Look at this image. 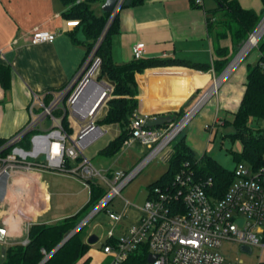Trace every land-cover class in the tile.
Segmentation results:
<instances>
[{"label": "built area", "instance_id": "built-area-1", "mask_svg": "<svg viewBox=\"0 0 264 264\" xmlns=\"http://www.w3.org/2000/svg\"><path fill=\"white\" fill-rule=\"evenodd\" d=\"M125 1L117 0L101 35L74 76L57 90L34 93L29 121L0 142V204L9 196L27 195L31 174L35 169L46 168L76 176L90 189L92 182L107 186V194L91 210L95 214L121 194L123 187L177 136L196 112L188 111L178 125L173 122L157 127H146V117L134 114L132 134L123 145L137 139L151 151L130 171L109 168L104 172L86 153L87 148L106 133L97 120L104 115L103 106L112 97L114 88L104 78L97 79L102 62L97 49ZM56 36L53 31L37 29L30 35V41L51 42ZM144 51L145 43L137 42L133 46L134 58H142ZM84 86L83 99L93 97L103 88L98 102L88 112L76 105ZM65 116L69 117L70 124L74 123L72 131L63 121ZM210 127L208 124L207 128ZM233 170L232 182L222 196L216 197L209 191L210 178L198 179L192 170L182 169L172 185L156 186L150 191L139 220L122 231L116 245L107 244L103 251L111 255L115 264L144 245L149 250L144 264H242L228 259L221 248L226 240L253 249L256 246L264 248V174L245 161L237 162ZM125 204L127 206L129 201ZM17 207H8L0 213V251L3 246L15 242L24 245L29 242L28 230L32 222L28 219L26 226L18 225L20 212ZM107 212L116 221L123 217V213L110 208ZM150 254L156 255L153 261L148 259Z\"/></svg>", "mask_w": 264, "mask_h": 264}, {"label": "crops", "instance_id": "crops-1", "mask_svg": "<svg viewBox=\"0 0 264 264\" xmlns=\"http://www.w3.org/2000/svg\"><path fill=\"white\" fill-rule=\"evenodd\" d=\"M103 1L99 4L102 5ZM239 2L258 12L263 9L261 0ZM216 7V0H202L201 3L194 0H142L119 9L118 29L111 34V56L115 62L132 61L133 46L137 42L145 43L143 59L174 60L168 64L149 66L136 74L138 108L135 114L142 117L176 116L181 111L184 114L185 107L198 93L205 90L204 95L217 79L218 89L226 76L237 68L243 57L232 63L222 77L225 68L218 73L214 67L216 54L208 31V18L214 15ZM68 8L64 0H0V62L11 68L9 88L0 83V140L13 135L29 121V106L34 93L42 94L63 87L83 62L87 54V38L81 29L75 34L76 40L73 38L71 32L78 20L64 15ZM37 29L53 31L57 36L51 42L32 43L30 35ZM221 44L231 46V39H223ZM249 65L242 63L227 78L230 88L215 97L216 110L229 114L238 109ZM214 92L207 97L210 98ZM36 108L39 109L38 106ZM210 119L211 115H206L204 124ZM67 120L66 126L72 131L74 123L70 124L69 117ZM100 125L104 126L106 133L93 142L86 153L94 163L96 159L101 161V165L96 162V166L112 169L108 162L113 157L101 156L99 151L119 134L120 127L118 124ZM111 129L116 132L108 134ZM186 142L193 149L187 137ZM31 175L27 195L9 196L0 204L1 214L8 207L18 206V225L26 226L28 219L30 222H56L85 205L72 187L60 186L53 190L43 171L35 169ZM72 178L79 179L73 175ZM79 182L83 185L80 179ZM53 194L60 198L55 205L52 203ZM45 202L48 209L40 218L39 205ZM122 213L121 221L127 223L128 228L139 220L142 208L128 204Z\"/></svg>", "mask_w": 264, "mask_h": 264}, {"label": "trees", "instance_id": "trees-1", "mask_svg": "<svg viewBox=\"0 0 264 264\" xmlns=\"http://www.w3.org/2000/svg\"><path fill=\"white\" fill-rule=\"evenodd\" d=\"M69 8L64 15L78 20L75 34L82 30L87 38V53L91 50L96 39L101 35L110 12L98 14L93 4L103 0H64ZM142 0H126L123 5L139 3ZM263 9L258 12L254 8L244 7L239 0H216L217 7L214 15L208 18V31L214 42V67L220 73L232 58L231 48L236 52L249 37L259 23ZM195 2V0H194ZM221 14V16H218ZM118 29V14L109 26L97 55L102 62L98 79L105 75L114 81L112 97L107 101V110L97 120L99 124H118L120 132L112 138L100 151L101 156L114 157L122 148L125 140L132 134L131 122L138 108V83L136 74L149 66L163 65L174 62L170 59L133 58L130 62L118 63L111 56V34ZM230 38L231 46L222 45L223 39ZM259 56L255 64L248 66L245 91L238 109L233 113L231 122L234 131L223 136L232 142L240 140L242 149L233 151L234 160L248 162L254 169L264 174V34L257 43ZM87 55V54H86ZM85 59V58H84ZM11 82V68L0 62V83L9 88ZM183 111L176 114L179 119ZM68 125L67 116L63 119ZM157 127V126H153ZM71 130V128H69ZM3 139L0 140V142ZM167 169L158 178L150 182L147 190L150 193L156 186L172 185L176 174L182 169H190L198 179H211L210 192L216 197L224 194L234 177L233 168L222 164L213 155L203 153L197 157L194 150L187 144L185 135L180 136L166 158ZM89 201L76 213L66 216L56 222H32L28 230L29 242L22 244L15 242L6 246L5 254L0 255V264H39L78 223L105 197L107 190L98 183L92 182ZM119 238L109 236L103 245H116ZM91 244L83 235V227L73 234L57 251L43 264H88L91 255ZM149 250L146 245L131 253L127 259L119 264H144ZM80 260H82L80 262ZM115 264V263H110Z\"/></svg>", "mask_w": 264, "mask_h": 264}, {"label": "rangeland", "instance_id": "rangeland-1", "mask_svg": "<svg viewBox=\"0 0 264 264\" xmlns=\"http://www.w3.org/2000/svg\"><path fill=\"white\" fill-rule=\"evenodd\" d=\"M101 6L102 5L99 4V2L93 4V7L97 13H102ZM218 16H221V14H218ZM263 17L264 12L262 13L261 19ZM257 43L258 41L246 52V54L241 59V62L236 66L237 68L235 67L236 69L226 76L217 89V92H214L210 98L202 103V105L196 110L192 117L185 123L177 136L163 150L158 152L146 163L140 172L134 176L121 190V194L116 195L107 204L106 208L97 211L90 217L88 221L84 223L82 227L83 235L85 236L86 240L91 233H96L99 236V239L91 244V248L89 250L91 259L88 264H110L112 262L111 255H108L103 251V245L109 240L110 233H113L114 238H119L122 235L124 228L127 227V223H124L121 220L116 221L112 219L111 215L107 212V208L122 213V210L126 206V200H128L129 204L132 206L134 205L142 208L147 198L148 184L158 178L167 169L168 163L166 162L165 155L168 150H171L172 145L180 136L185 135L187 137L197 157L206 152L213 155L217 160L230 169L236 166L233 151H240L242 149V142L240 140L232 142L229 138L223 136L225 133L234 131V127L231 122L224 123L225 119L232 120L233 113L228 112L229 114H227L226 111H222L221 109L216 110L215 97L224 89L230 88L231 83L229 79L227 80V78H229L234 71L238 70V67L242 63H256L259 56ZM239 49L235 52L234 49L231 48L230 55H232V58L237 54ZM204 92L205 90H202L193 100H191V102L187 104L184 114L181 115L178 120L184 117V115L194 106V104L200 99ZM208 114L211 115V119L209 122H207V124H204L206 115ZM261 123L264 124V120H262ZM208 124L211 125L210 128H207ZM115 132L116 131L111 129L109 130L108 134H114ZM150 151L151 149L148 148L145 143L134 139L131 144L123 145L121 150L108 162V165H110L113 170L125 169L130 171L140 162H142V160L150 153ZM96 162L97 165H101L100 160L96 159ZM39 170L43 171V176L45 179L52 183L53 190L60 186L68 188L72 187V190L77 192L78 198L81 200L83 199L84 202L82 205L89 201L91 191L82 180L81 181L83 185L80 184L79 179L72 178V175L70 176L66 172L49 170L46 168ZM103 171L105 172V169H103ZM50 172H53L54 174H51ZM103 186L108 191L109 188H107L105 185ZM53 195L52 203L55 205V203L57 204L59 202L60 198L55 194ZM47 209V202L41 203L39 205L40 218L44 216V214L47 212ZM75 212L76 211L73 213ZM221 249L230 260L237 261L242 264H264V248L261 249L256 246L251 253H248L242 251L238 243L226 240L223 242ZM81 261L82 260H80V262Z\"/></svg>", "mask_w": 264, "mask_h": 264}, {"label": "water", "instance_id": "water-1", "mask_svg": "<svg viewBox=\"0 0 264 264\" xmlns=\"http://www.w3.org/2000/svg\"><path fill=\"white\" fill-rule=\"evenodd\" d=\"M117 0H104L102 3V10L105 12H112V10L114 9L115 5H116ZM264 19V17L259 21V23L256 25L255 29L251 32V34L249 35V37L244 41V43L242 44L241 48L239 49V51L237 52V54L229 61V63L227 64V66L225 67V69L223 70L222 74L220 77H222L225 72L229 69V67L231 66V64L233 63V61L235 60L236 56L238 55V53L241 51L242 47L245 45V43L248 41V39L250 38V36L252 35V33L257 29V27L259 26V24L262 22V20ZM264 34V33H263ZM259 41V40H258ZM106 81H109L112 85H114V81L110 80L108 78V76H104L103 77ZM93 81L97 82L100 84V81H97L96 79H94ZM85 86L82 88L81 92H80V100L76 103V105L84 110L85 112H88L91 108H93L95 106V104L98 102L99 100V96H100V92L102 91V87L101 90H99V92H97L93 97L89 98V99H83L84 93H85ZM211 89V88H210ZM210 89L194 104V106L189 110V113L194 112L198 109L197 105H199L201 103V101L203 100V98L208 94V92L210 91ZM107 110V105L103 106V110L102 113L105 114ZM188 113V114H189ZM193 114V113H192ZM191 114V115H192ZM183 119V118H182ZM182 119L178 120L176 118V116H171V115H155V116H148L145 118V122L144 125L146 127H150V126H162V125H166V124H171L173 122H175L176 120V124L178 125ZM94 211H91L85 218H83L78 225L68 233V235L50 252L48 253L45 258L39 263V264H43L55 251H57L73 234H75L78 230L81 229V227L84 225V223L87 221V219H89L92 215H93ZM99 239V236L96 233H91L88 236L87 242L92 244L94 242H96ZM242 251L251 253L253 251V248L251 246H247V245H241L240 246ZM6 251V247L3 246L1 248V252L2 254H5ZM156 258L155 254H150L148 259L149 261H153Z\"/></svg>", "mask_w": 264, "mask_h": 264}, {"label": "bare ground", "instance_id": "bare-ground-1", "mask_svg": "<svg viewBox=\"0 0 264 264\" xmlns=\"http://www.w3.org/2000/svg\"><path fill=\"white\" fill-rule=\"evenodd\" d=\"M264 33V19L262 20V22L259 24V26L257 27V29L252 33V35L250 36V38L248 39V41L245 43V45L242 47L241 51L238 53V55L236 56L235 60L233 61V63L237 62L238 60H240L245 54L246 52L253 46L256 44V42L260 39V37L262 36V34ZM227 72V71H226ZM218 82L219 80H217L211 90L208 92V94L204 97V99L201 101L200 104H202L205 100L206 97L213 91H215L217 89L218 86Z\"/></svg>", "mask_w": 264, "mask_h": 264}]
</instances>
